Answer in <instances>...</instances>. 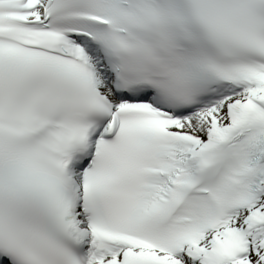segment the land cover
Returning <instances> with one entry per match:
<instances>
[{"label":"snow or ice","instance_id":"6c2138e0","mask_svg":"<svg viewBox=\"0 0 264 264\" xmlns=\"http://www.w3.org/2000/svg\"><path fill=\"white\" fill-rule=\"evenodd\" d=\"M0 264H264V0H0Z\"/></svg>","mask_w":264,"mask_h":264}]
</instances>
